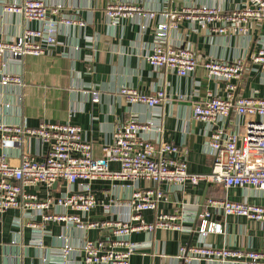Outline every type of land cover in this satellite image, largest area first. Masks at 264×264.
Listing matches in <instances>:
<instances>
[{
    "label": "crops",
    "instance_id": "obj_1",
    "mask_svg": "<svg viewBox=\"0 0 264 264\" xmlns=\"http://www.w3.org/2000/svg\"><path fill=\"white\" fill-rule=\"evenodd\" d=\"M22 0H0V39H14L28 26H38L37 22L24 19L20 15L4 10L5 3ZM148 9L167 7L169 11H181L190 5L211 3L224 10V14L245 4L246 0H124ZM48 5L61 4L64 12L86 22L84 27L61 26L57 43L41 56H27L24 63H11L5 72L23 74V88L16 85L4 86L0 83V125L23 124L38 127L43 123L69 121L83 130L85 141L92 143L94 157L103 156L102 146L112 141L119 123L128 119L146 122L150 118L162 116V132L152 129L145 138L155 142L173 143L180 147L174 157L186 159L188 168L194 173H209L213 167V156L206 142L214 130L224 133L234 130L244 132L249 117H240L235 110L227 124V119L218 121L213 127L197 121L193 115L194 105L208 100L212 95L227 97L230 91L223 80L209 77L203 67L185 77H180L169 69H156L145 61L152 49L157 20L147 21L138 17L122 19L117 26L110 25L106 8L110 0H45ZM146 24V27H144ZM202 27L188 18L182 19L179 27L172 31L170 41L177 46L194 49L202 60L245 61L243 77L235 82L234 101L237 97H264V71L252 62V54L264 41V18L250 20L245 32L218 33L214 26ZM1 66V58H0ZM0 70V79H1ZM123 86H131L152 95L164 87L167 98L156 111L145 104L129 103L120 93ZM99 90L101 99L92 101L91 91ZM22 99L23 103H20ZM21 105V107H20ZM30 143V144H29ZM20 149L3 147L0 153H7L12 164H19L23 152L43 158L47 146L37 138ZM118 164L112 162L111 169ZM141 188L152 186L147 181H139ZM92 187L98 200L111 201L117 197L128 199L135 185L131 181L97 180ZM165 199L156 210L145 211L143 218L151 223L160 214H181L177 219L187 229H157L153 233L140 232L131 236L133 242L143 243V249L132 256L131 264H186L176 257L180 245L208 243L232 249H252L264 251V223L246 217L219 214L214 209L210 220L221 224L223 233H209L201 238L198 231L199 215L211 198H229L250 203H264V195L238 187L225 188L222 184L200 182L193 185L162 184ZM64 184H57L52 194L64 191ZM26 193H34L40 200L46 199L48 190L44 186L26 187ZM58 208H53V211ZM113 216L121 212L128 215V209L115 208ZM29 207L6 211L0 216V264H61L58 255L66 243L75 247L70 258L82 262L79 247L87 239L97 240L111 234L110 229H89L85 233L66 227L65 222H43L41 215H35L37 223L44 227L43 245L34 242L33 229L28 222L33 218ZM102 207L91 214L94 220L110 218ZM18 219H21L20 225ZM63 235V238L61 236ZM193 264H217L197 261ZM221 264V263H218Z\"/></svg>",
    "mask_w": 264,
    "mask_h": 264
},
{
    "label": "built area",
    "instance_id": "obj_2",
    "mask_svg": "<svg viewBox=\"0 0 264 264\" xmlns=\"http://www.w3.org/2000/svg\"><path fill=\"white\" fill-rule=\"evenodd\" d=\"M169 0H165L167 4ZM4 10L9 14L20 15L38 26L26 27L14 39H0L1 79L4 86L16 85L23 88V74L5 72L11 63H24L27 56L46 54L57 43L61 26L84 27L86 22L64 12L61 4L48 5L45 0H22L5 3ZM106 13L110 25L117 26L122 19L138 17L147 21L157 20L152 49L145 61L156 69H169L178 76L185 77L203 67L209 77L227 83L230 94L227 97L212 95L208 100L197 103L193 115L197 121L207 122L213 127L218 121L229 117L235 110L240 117H249L244 132L234 130L224 133L214 130L206 142L213 156V167L209 173H194L188 168L186 159L174 155L180 147L167 142L152 141L145 134L156 129L162 132V116L150 118L146 122L128 119L119 123L113 133L112 141L102 146L103 156L94 157L92 143L85 141L79 125L67 122L43 123L38 127L23 124L0 125V140L3 147L20 149L32 139L42 141L47 146L43 158L23 152L19 164H12L7 153H0V216L8 210L29 207L33 218L28 225L33 229L34 242L43 245L46 230L37 223L35 215H41L43 222H65L66 227L85 233L89 229H110L111 234L97 240L87 239L79 247L82 262L70 258L75 247L65 244L58 255L61 264H131L132 256L143 249V243L133 242L135 233H153L157 229L187 228L177 223L184 219L181 214H160L154 222L143 218L145 211L156 210L159 202L165 199L162 184L197 185L200 182L222 184L225 188L238 187L264 195V97H237L233 91L244 74L245 61L202 60L194 49L177 46L170 41L171 33L179 27L182 19L202 27L214 26L218 33L245 32L249 20L264 18V0H246L234 11L224 14V10L211 3L190 5L181 11H169L167 7L158 10L148 9L124 0H110ZM146 27V24H144ZM252 62L264 71V41L252 54ZM120 93L132 104H145L153 112L165 102L164 87L148 95L131 86H123ZM92 101L99 102V90L91 91ZM22 104V99L19 100ZM21 107V105H20ZM30 144V143H29ZM118 164L111 169L110 164ZM97 180L131 181L135 188L128 199L117 197L109 202L98 200L92 183ZM147 181L152 186L141 188L139 181ZM55 183L64 184L65 190L54 196ZM44 186L48 196L44 200L34 193H26V187ZM58 210L53 211V208ZM102 207L110 218L94 220L92 212ZM115 208L128 209V215L121 212L113 216ZM233 217H246L264 223V203L211 197L205 209L197 214L200 218L198 231L201 238L209 233H223L221 224L210 220L212 210ZM21 219H18L20 225ZM63 238V235L61 236ZM186 264L206 261L221 264H264V251L252 249H232L218 247L205 242L196 245H180L176 257Z\"/></svg>",
    "mask_w": 264,
    "mask_h": 264
},
{
    "label": "water",
    "instance_id": "obj_3",
    "mask_svg": "<svg viewBox=\"0 0 264 264\" xmlns=\"http://www.w3.org/2000/svg\"><path fill=\"white\" fill-rule=\"evenodd\" d=\"M231 113H232V111H231ZM231 113H230V115H229V117L227 118V124L229 123V121H230V118H231ZM57 185V183H55V185H54V187Z\"/></svg>",
    "mask_w": 264,
    "mask_h": 264
},
{
    "label": "bare ground",
    "instance_id": "obj_4",
    "mask_svg": "<svg viewBox=\"0 0 264 264\" xmlns=\"http://www.w3.org/2000/svg\"><path fill=\"white\" fill-rule=\"evenodd\" d=\"M258 20H261V19H258ZM110 21H111V19H110ZM248 22H250V20H249ZM248 22H247V23H248ZM247 23H246V24H247Z\"/></svg>",
    "mask_w": 264,
    "mask_h": 264
}]
</instances>
